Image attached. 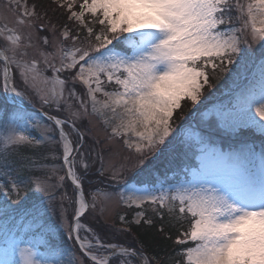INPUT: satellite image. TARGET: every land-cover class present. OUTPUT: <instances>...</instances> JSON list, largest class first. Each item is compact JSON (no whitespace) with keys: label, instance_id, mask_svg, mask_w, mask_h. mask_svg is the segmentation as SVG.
I'll return each mask as SVG.
<instances>
[{"label":"snow or ice","instance_id":"obj_1","mask_svg":"<svg viewBox=\"0 0 264 264\" xmlns=\"http://www.w3.org/2000/svg\"><path fill=\"white\" fill-rule=\"evenodd\" d=\"M53 4L66 15L59 28L27 0H6L14 24L0 16V94L11 105L0 115V264H264V147L257 153L244 142L224 151L210 131L174 127L182 102L195 107L213 81L243 73L235 103L216 116L229 136L264 138V0ZM32 30L53 36L39 37L52 48L37 49L39 59L29 54ZM31 94L38 115L24 106ZM92 118L103 123L104 142L88 143ZM177 141L195 166L183 179L137 187L149 156ZM116 144L135 154L134 164L114 162ZM104 179L120 189L108 191ZM114 196L155 206L161 219L167 213L176 229L175 238L165 237L173 254L150 255L139 241L106 242L82 223ZM144 215L137 213L136 223Z\"/></svg>","mask_w":264,"mask_h":264},{"label":"rangeland","instance_id":"obj_2","mask_svg":"<svg viewBox=\"0 0 264 264\" xmlns=\"http://www.w3.org/2000/svg\"><path fill=\"white\" fill-rule=\"evenodd\" d=\"M27 3L29 6L32 4L38 5L37 12L41 14L43 17V22L47 23L48 19H51L52 22L56 23L57 27L63 23L66 22V15L63 14V10L56 9L55 5L53 4V0H27ZM6 0H0V16L6 17L7 22L9 24H14L16 20V16L8 12L6 7ZM58 12V13H57ZM44 13H47V16H44ZM63 15L65 17L63 20H58L56 17L58 15ZM41 21H36V23H40ZM97 30L99 27H96ZM23 31L27 33L30 31L28 28H23ZM33 31V43L36 45V48L29 49V54L31 56H36L37 59H39V56L37 55V49H45L47 51H51V45H43L42 41L39 39L40 36L47 35L49 37V40L51 41L53 39V36L51 32H41L38 30H32ZM59 35V33H57ZM68 45L71 44V41L67 42ZM41 68H43V64L40 65ZM15 71V70H14ZM47 75H51V71L46 73ZM64 74H61V77L63 78ZM17 79H18V73H17ZM223 84L224 90L216 91L211 89H206L204 92V95L202 97L201 103L195 107L191 106L188 103H184L183 107L184 110L181 111L183 113H180V115H177L180 117L179 119L174 118V127L177 129H180L182 131V134L187 131L192 132H201V133H207L211 132V139L214 142V144L218 147L223 149L224 151L229 150H235L238 149L242 143L247 142L246 137L242 136L239 138H229L231 136L227 135L222 128L220 127L219 119L216 116V110H226L230 108L235 103V97L237 93L245 86L246 81L244 79V74H240L237 76L234 73L227 74L221 82L216 83V85ZM216 85L214 87L218 88ZM106 89L111 91L115 85H105ZM77 91L82 92V88L77 85ZM33 96V102L28 103L25 101V105L37 108L41 110V106L39 104L38 98L34 96V94H31ZM102 98V97H101ZM5 107L10 108L11 105L8 104L5 105L4 97L2 94H0V115H2L3 110ZM45 111H49L47 108L44 109ZM179 111V110H177ZM29 112V111H28ZM32 114H35L34 112H30ZM208 113V115L205 117L203 114ZM50 114H53L50 112ZM184 114V115H181ZM38 115V114H36ZM91 128V132L88 133V143L91 144L93 138L96 140H99L101 142H104L106 137V131L105 127L102 122L96 120L95 118H92V123L89 125ZM34 135H38L37 132L33 131ZM258 139L259 142H264V138L260 137L258 134H254ZM253 136V134H252ZM183 138V135H182ZM226 143H233L230 147L227 145V148L221 147L218 140L223 139ZM171 139V137H169ZM235 144V146H234ZM252 144V143H248ZM254 145V144H252ZM100 145H97L99 147ZM255 147V151L259 153L264 147V145H259ZM116 152L118 155L115 157L114 162L119 164L120 162H125L129 166L135 163L136 156L134 153L129 152L127 149H125L122 145L116 144L115 145ZM161 151L163 152V155H160L159 153L149 156V160L153 163L149 165V171L141 173L139 178L134 181V183L137 185V187L142 186L140 181H142V176H146L144 178V181H147L148 183H154L157 179H162L164 176H167L169 181L174 182V177L183 179V171L182 170H176L175 168L171 167V161L173 158H177L179 155L180 157H183V147L180 145V142L177 141L174 145L168 146L167 148L162 147ZM189 152L188 154H190ZM193 155V154H192ZM157 156H159V159H157ZM131 157L130 159L125 160L124 158ZM56 163H59V161H56ZM160 164L162 165V172L160 169ZM136 171H139L137 169ZM161 172L160 176L158 175ZM107 175V174H106ZM135 175V172L129 173L130 180L132 176ZM157 176V177H156ZM98 181V182H97ZM93 184H98V179H92ZM103 187H106L108 191L110 192H117L120 189L119 185H116L115 183H111L108 179H104L103 181ZM128 195H131V193H126ZM153 207L152 205L145 204L143 207L132 205L129 206L128 204L122 202L119 200L118 196H114L113 199L107 201L103 205V213L100 212L99 206L97 211L87 217V219H82V223L86 224L88 227L93 228L101 237V239L108 240L110 242L113 241L112 234L109 230H105V227L107 226H113L120 222L121 224H132L137 226L139 223L143 222V219H149L151 218L153 220ZM143 212L145 215L143 218H139V223H136V220L138 219L137 213ZM120 216H124L125 220L129 223H123L120 221ZM119 221L118 223H116ZM147 224V223H146ZM82 236H88L89 234L86 231L81 232ZM157 236V235H155ZM91 239V237L89 236ZM117 239V242L124 243V241L119 238L115 237ZM63 239V238H62ZM122 241V242H121ZM64 243H66L69 246H74L75 242L72 240H64ZM77 255L80 254L79 249L76 248Z\"/></svg>","mask_w":264,"mask_h":264},{"label":"trees","instance_id":"obj_3","mask_svg":"<svg viewBox=\"0 0 264 264\" xmlns=\"http://www.w3.org/2000/svg\"><path fill=\"white\" fill-rule=\"evenodd\" d=\"M56 18L60 21L61 20L64 21L65 19V17H63V15H60V14ZM96 27H99V26H96ZM225 76L226 75L222 76L219 80L213 81V84L216 85V83L221 82ZM216 86L218 88L216 87L214 88L219 89V90L225 87L223 86V84L216 85ZM184 103L185 102H183V104ZM183 104H182V109L177 111L176 115H180V113H183L181 112L184 110ZM181 115H184V114H181ZM243 136L248 138L250 142L255 145H257L259 142V139L254 134L252 136V133H248ZM220 144L222 143L220 142ZM223 147H227V146H223ZM192 154L193 153H190L187 156L184 155L183 157H180L178 155L177 158L172 159L171 165L173 166V168H176L177 170L181 169L182 167L191 168L195 166L196 164L195 157ZM162 165L163 164H160V169H159L161 170V172H162V168H161ZM161 172L158 174L159 176ZM145 177L146 176H143L142 180H144ZM94 179H97V178L94 177ZM152 216H153V220H152L153 223L151 225H145L143 224L144 222H142L141 224H138L137 226L132 225L131 231H127V230L123 232L117 231L118 229H120L117 226H107L105 227V230H109L111 232L113 241L117 242V239L115 238L116 236L121 238L124 241V243H127V244H132L134 242L139 241L145 244L146 251L149 254L150 252L152 254L156 252H160L162 255H172L173 250L175 249L176 246L172 243L171 240H166L165 237L170 235L173 238H175L176 229L175 227H173V222L170 220V217L168 216L167 213H164L163 219H161L160 215H158L155 212H153ZM159 227H163L164 232H161L158 229ZM103 240L106 242H110L105 239Z\"/></svg>","mask_w":264,"mask_h":264},{"label":"water","instance_id":"obj_4","mask_svg":"<svg viewBox=\"0 0 264 264\" xmlns=\"http://www.w3.org/2000/svg\"><path fill=\"white\" fill-rule=\"evenodd\" d=\"M26 109H28V110H33V111H36V112L40 113V110H36V109H34V108L26 107Z\"/></svg>","mask_w":264,"mask_h":264}]
</instances>
